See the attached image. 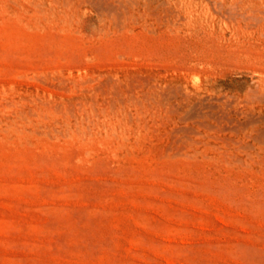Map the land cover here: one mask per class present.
<instances>
[{
	"label": "rangeland",
	"instance_id": "374dc122",
	"mask_svg": "<svg viewBox=\"0 0 264 264\" xmlns=\"http://www.w3.org/2000/svg\"><path fill=\"white\" fill-rule=\"evenodd\" d=\"M0 264H264V0H0Z\"/></svg>",
	"mask_w": 264,
	"mask_h": 264
}]
</instances>
